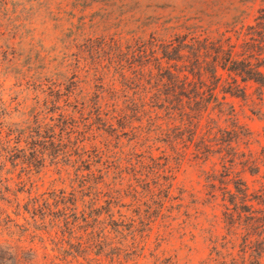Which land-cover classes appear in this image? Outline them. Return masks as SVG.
<instances>
[{"label": "rangeland", "instance_id": "1", "mask_svg": "<svg viewBox=\"0 0 264 264\" xmlns=\"http://www.w3.org/2000/svg\"><path fill=\"white\" fill-rule=\"evenodd\" d=\"M262 7L264 0H0V124L4 132L31 124L47 106L49 91L66 86L76 67L77 79H86L77 91L94 93L89 69L114 60L108 45L167 41L188 29L236 42V32L252 24ZM225 102L224 115L212 110L209 117L221 128L241 126L250 138L238 151L258 152L264 146V97L247 87L245 98L227 95ZM206 122L197 126L193 141L201 139ZM104 139L102 132L96 146ZM185 143L162 199L112 179L109 187L89 189L71 166L69 177L53 166L29 178L19 169L0 174V245L27 253L20 264H212V250L216 243L221 249L226 235L220 195L232 186L223 184V153L205 156ZM233 171L255 187L240 166ZM30 186L42 199L35 226L23 209L17 216L16 202H26Z\"/></svg>", "mask_w": 264, "mask_h": 264}, {"label": "trees", "instance_id": "2", "mask_svg": "<svg viewBox=\"0 0 264 264\" xmlns=\"http://www.w3.org/2000/svg\"><path fill=\"white\" fill-rule=\"evenodd\" d=\"M108 48L114 60L103 69L96 64L89 69L94 93L77 91L86 79H77L76 67L66 86L49 91L43 101L47 106L31 124L7 126L6 132L0 124V174L19 169L29 178L53 166L69 177L71 166L75 178L89 189L109 187L113 181L133 191L157 192L162 199L172 188L187 139L195 153H223V184L232 186L223 187L220 195L226 235L221 249L216 243L212 250V264H264V146L255 153L238 151L240 144H249L250 133L236 125L221 128L209 117L212 110L224 115L226 96L245 98L247 87L263 99L264 7L252 24L236 32V42L224 34L211 40L188 29L167 41L150 38ZM205 118L206 130L195 142V129ZM102 132L104 143L96 146ZM237 166L253 177L255 187L239 178L233 171ZM28 190L26 202H16L17 216L23 209L35 226L42 199L31 194L32 186ZM22 251L1 244L0 264H20L27 254Z\"/></svg>", "mask_w": 264, "mask_h": 264}]
</instances>
